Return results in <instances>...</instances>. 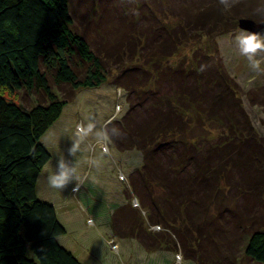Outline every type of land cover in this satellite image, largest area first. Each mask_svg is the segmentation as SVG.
Masks as SVG:
<instances>
[{"label":"trees","instance_id":"1","mask_svg":"<svg viewBox=\"0 0 264 264\" xmlns=\"http://www.w3.org/2000/svg\"><path fill=\"white\" fill-rule=\"evenodd\" d=\"M71 1L0 0V264H82L58 242L66 230L54 205L37 195L40 173L52 157L42 137L75 91L98 88L107 79L109 58L94 51L87 36L74 29ZM166 3L162 19L148 10V17L155 21L147 26L146 37L157 39L153 52L169 56L204 36L236 29L240 17L264 19V15L242 11L237 3L226 7L220 0L198 1L195 6L185 7H174L172 0ZM172 15L178 18L176 25L167 24ZM134 19L128 25L132 29L137 25ZM89 21L96 22V27L100 25L94 17ZM128 27L124 25V30L117 33V41L136 34ZM111 30L113 37V29L107 33ZM201 52L208 55L210 51ZM201 52L193 54L194 60L190 58L176 86H158L159 79L150 84L149 79L137 83L155 86L145 88L150 91L140 90L141 86H132L128 76L130 82L122 83L129 90V108L119 121L120 128L127 132L118 135L108 129V124L106 128L114 141L128 139V149L141 156L138 174L129 186L146 214L144 219L152 220L146 221L148 225L158 224L165 232L177 233L173 241L183 248L196 241L187 233L188 226L209 229L220 215L232 214L237 228L247 231L244 253L264 264V225L255 224L256 216L247 220L240 216L239 221L237 216L242 211L240 196L256 195L260 206L264 204V136H257L239 97L241 88L225 80L227 72L225 77L221 72L217 77L214 71L212 78L222 77V84L216 80L209 86L202 81L209 76L201 66L205 58H201ZM142 59V67L149 64L151 69L158 68V62L154 61L153 66L149 59ZM189 76H193L194 83H185ZM64 85L69 90L60 98L58 90ZM21 92L39 98L25 106L20 103ZM201 112L215 124L227 121L231 135L226 131L214 135L215 129L208 128L201 118L196 119L199 131L194 128L195 115ZM236 177L238 184L234 183ZM157 189L162 191L160 197ZM233 190V200L225 201L226 193ZM209 212L212 215L206 220ZM132 213H136L134 208ZM181 229L185 231L179 232Z\"/></svg>","mask_w":264,"mask_h":264},{"label":"rangeland","instance_id":"2","mask_svg":"<svg viewBox=\"0 0 264 264\" xmlns=\"http://www.w3.org/2000/svg\"><path fill=\"white\" fill-rule=\"evenodd\" d=\"M198 1L203 0H172L174 7L176 5L185 7L189 4L195 6ZM234 1L229 0V3H237L242 11L264 15V0ZM166 6H168L166 0L71 1L70 15L74 29L87 36L94 51L99 50L102 55L109 58L107 61L109 64H106L107 79L98 88L73 91L74 97L64 106L60 117L41 139L52 155L50 161L53 168L56 167L58 157L53 155L52 149L60 150L66 160L74 162L75 157L70 156L67 149L71 146L72 140H78L81 145L76 157L78 167L89 177V182L77 192L73 191L74 182L61 191L49 189L44 178L45 170L51 171L49 161L39 176L38 198L54 205L57 218L66 230L58 237V242L72 252L82 264H259L244 253L247 237V233L244 232L247 231L237 228L236 221L231 219L234 216L232 214L220 215L215 220V226L209 229L197 230L195 225L188 226L187 233L189 232L192 238L195 237L196 241L195 245L183 248L173 241V234L177 235V233L165 232L158 224L148 225L147 222L152 223V220L144 219L146 214L144 215L143 210L138 207L137 199L129 186L132 177L138 174L141 156L134 149H128V139L119 143L114 141L107 131L108 124V129L118 135L127 132V129L120 128L119 121L129 108L127 97L129 90L122 83L128 76L131 77V83H134L132 86L137 88L141 86V81L146 83L149 79H151L150 84L159 79L158 86H176L177 80L181 79L185 72L184 69L189 66L190 58L191 61L195 59L194 53L209 50L208 55L204 52L200 54L201 58L205 57L200 62L201 66L209 76L202 81L209 86L214 85L217 80L212 78L214 71L217 72V77L220 72L225 77L227 72L228 76L225 80L231 86L241 88L239 97L257 130V136H264V72L251 69L248 60L240 55L234 37L241 29L237 26L236 29L225 34L214 37L204 36L172 56L163 55L158 51L153 52L152 46L158 42L149 35L146 37L150 28L147 26L153 25L155 21H151L148 17V10L154 11L157 18L162 19L165 16ZM174 7L173 12L176 13ZM170 12L172 13L171 9ZM92 17L99 19L97 24L100 25L96 27V22L91 23L89 20ZM132 19L137 22L133 29L131 26L128 27ZM177 22L178 18L175 15L167 20V24L170 25H176ZM126 24L128 29L136 34L129 35L123 41H117L119 32L124 30ZM109 29L115 32L113 37L112 30L107 33ZM154 37L158 36L154 35ZM202 46L205 48L200 49ZM134 48L137 52L135 50L133 54L131 50ZM195 48L198 49L193 52ZM142 58L149 59V63L153 62V66L154 61L158 62V68L151 69L149 64L142 67ZM257 59L262 61L261 67L264 68V53L259 54ZM110 62L113 65H110ZM147 68L150 70L148 71ZM164 71H168L165 78H163ZM144 72L146 76H142ZM121 74H124L123 78L119 77ZM148 74L150 77L152 74L154 76L149 78ZM192 77L185 78V83H194ZM222 83L223 79L220 77L217 84ZM152 86L155 85H142L140 90L150 91L145 88ZM68 90L67 85L61 86L58 96L63 97ZM38 98L25 92L20 93V103L25 106H29ZM197 118H201L208 128H214V135L218 136L219 131H226L229 136L231 135L226 127L227 121L223 120L222 123L215 124L214 119L202 112L200 115L196 114L193 120L194 128L197 127L198 131ZM192 131L193 129H190V132ZM237 180L238 178L235 184L239 183ZM152 187L155 188L153 184ZM156 192L160 197L161 189H157ZM234 194V190L228 195L226 193L225 201H229V198L233 200ZM253 196L250 197L251 199L240 196L242 211L237 215L238 221L242 216L245 220L250 216H256L255 224L263 226L264 204L260 206L257 196ZM244 207L248 209L243 210ZM132 208L136 213H132ZM206 215V220H210L212 214L209 212ZM220 227L225 229V232ZM182 231L185 230H179Z\"/></svg>","mask_w":264,"mask_h":264},{"label":"clouds","instance_id":"3","mask_svg":"<svg viewBox=\"0 0 264 264\" xmlns=\"http://www.w3.org/2000/svg\"><path fill=\"white\" fill-rule=\"evenodd\" d=\"M220 3L226 7L229 6V0H220ZM234 42L240 55L248 60L251 69L264 72V68L261 67L262 61L257 59L259 54L264 53V36L241 29L235 35ZM80 150V142L72 140L71 146L67 151L70 156L75 157V161L70 162L65 159L60 150L56 151L55 148L52 149L53 155H56L58 159L55 168L52 167L50 161L51 171L45 170V183L49 189L61 191L74 182L73 191L77 192L89 182V177L83 174L78 167L76 157Z\"/></svg>","mask_w":264,"mask_h":264},{"label":"water","instance_id":"4","mask_svg":"<svg viewBox=\"0 0 264 264\" xmlns=\"http://www.w3.org/2000/svg\"><path fill=\"white\" fill-rule=\"evenodd\" d=\"M238 27L242 30L259 33L264 36V19L261 21H256L248 17L238 18Z\"/></svg>","mask_w":264,"mask_h":264}]
</instances>
